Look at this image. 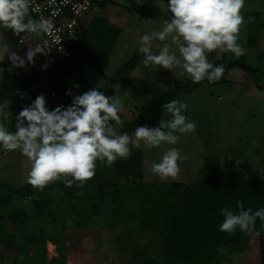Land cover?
I'll return each instance as SVG.
<instances>
[{
  "label": "trees",
  "instance_id": "trees-1",
  "mask_svg": "<svg viewBox=\"0 0 264 264\" xmlns=\"http://www.w3.org/2000/svg\"><path fill=\"white\" fill-rule=\"evenodd\" d=\"M111 3L113 0L100 3L99 10L104 11ZM263 13L257 9L243 16L247 23L244 41L253 50L261 46ZM121 33L122 30L107 17L94 16L77 36L75 51L69 58L49 66L43 74L32 75L22 84L27 90L40 89L46 101L50 97L54 99L52 94H56V99L64 106L71 103L72 96L92 87L111 96L139 63V56L135 54L118 69L109 87L102 84L104 70ZM208 55L209 62L224 66L221 79L195 83L188 80L183 86L147 103L139 118L128 121L118 113L123 124L110 121L112 126L132 136L150 114L163 111L165 102L191 95L202 84H228V76L236 69L248 74L256 88L264 89V70L251 66L245 56L234 60L223 56L217 60L213 53ZM0 68L9 78L15 76L5 63L0 62ZM69 91L72 95L66 94ZM129 146L130 155L118 158L110 166L114 178L106 174L107 165L97 160L95 174L90 178L96 184L95 190L85 191V185L78 181L70 187L64 183H48L42 189L29 183L0 184V195H9V200L0 198V219L5 218L0 221V242L14 238L6 242L5 248L22 252L23 257L16 259L14 264H67L70 230L83 231L90 237L95 231L112 230L117 226L140 233L155 232L159 239L154 249L158 257H151L148 264L231 263L246 252L252 236L259 240L260 264H264V227L259 218L251 232L239 229L232 233L221 232L218 227L223 220L220 210L226 205L236 211H239L237 201L242 202L244 208L264 207V175L261 180H249L245 173L237 172L231 180L223 181L220 159L211 156L202 161L195 182L149 183L143 178V151L135 149L132 143ZM94 191L93 197L91 192ZM7 221L12 223L10 230H6ZM49 242L56 246L57 255L47 261ZM135 247L140 248L133 250L136 258L146 256L145 245ZM3 259L4 254L0 252V264Z\"/></svg>",
  "mask_w": 264,
  "mask_h": 264
},
{
  "label": "rangeland",
  "instance_id": "rangeland-1",
  "mask_svg": "<svg viewBox=\"0 0 264 264\" xmlns=\"http://www.w3.org/2000/svg\"><path fill=\"white\" fill-rule=\"evenodd\" d=\"M117 2L123 11L112 12L111 17L109 10L100 11L98 14L120 24L121 27L118 28L123 29L104 70L102 84L109 87L110 80L118 69L135 54H138L139 63L137 67L117 85L116 90L112 93V95L118 94L121 98L122 111L120 113L128 121H132L141 116L142 108L147 103L178 86H183L191 78L186 73L181 75L178 69L170 70L155 65L145 67L142 63L143 54L139 52V36L144 32L161 28L163 21L168 14H171L170 12L167 13V0H141L139 3H135L133 0H118ZM253 5L255 4L252 3L250 7L259 10L264 9V5L256 4L255 7ZM251 12L246 4L241 9L243 16L249 15ZM240 28V30L245 29L243 23ZM0 32L2 33L1 39H8V42L5 41L7 45L13 48L16 54L23 57L27 47L18 44L20 34L17 35L11 29H0ZM240 35L239 31L238 39ZM163 43L154 41L153 51L158 52ZM0 45H4L3 41L0 42ZM262 48L264 49V46ZM173 50H175V46H173ZM209 53H213L216 59L221 57V53L219 54L215 50ZM209 53L206 55L209 56ZM177 55H179L178 51ZM230 55H232L231 52ZM247 56L251 58V66L254 67L258 64L256 61L258 54H247ZM234 58L237 57L234 55ZM8 60L6 59V61ZM10 63L14 77L9 78L4 69L0 68V100H6L9 105L5 110L7 115L0 116V122L4 123L8 130L13 131L16 114L24 106L30 104L40 94V90L29 89L26 91L22 83L27 78L32 77L31 73H21L20 71L16 73V65L13 64L12 60ZM233 76H230L232 79L228 84H202L191 95L179 96L178 100L187 105L184 109V115L188 120L194 122L195 127L191 132L176 133L180 138L175 145L162 142L160 146H147L143 140L132 143L135 149L143 151L142 166L145 182H195L198 180L202 161L211 156L220 159L221 179L223 181L231 180L232 175L237 172L245 173L249 180H261L263 178L264 89L256 88L250 76L242 70H234ZM54 100L51 97L47 99V106L50 110L61 105L59 99L56 102ZM162 118H164L163 111L152 113L147 117L143 126H158ZM113 128L118 134L120 133L118 127L113 126ZM132 138L135 140L133 134ZM170 147L177 148L184 157L182 161H179V171L175 176L168 177L153 174L151 164L158 162L163 153ZM30 167V160L23 156L19 149L5 151L0 148V184L20 186L29 183L28 172ZM106 174L109 178L114 176L110 166H107ZM49 183L60 184L63 183V179L53 180ZM94 183L90 178L84 181L83 184L86 188L84 190L87 191L91 188L95 190L96 184ZM91 194L94 197L95 191ZM103 197L106 196L103 195ZM0 198L9 200V195H0ZM2 219L5 218L1 217L0 221ZM11 228V221H7L6 230ZM95 233L89 237L80 230L68 232L67 264H148L151 257H158V253L154 249L158 247L159 239L154 231L140 233L117 226L112 230L104 229L95 231ZM7 241L12 242L14 238H7L4 242H0V252L4 254L3 264H14L16 259H23L22 252L16 253L14 250L5 248ZM136 245L146 246L144 247L146 248V256L138 258L134 256L133 250L140 249L139 247L136 248ZM47 252V261H50L57 255L56 246L50 242L47 243ZM227 263L260 264L258 238L252 236L246 252L241 257H235L231 263L225 262L224 264Z\"/></svg>",
  "mask_w": 264,
  "mask_h": 264
},
{
  "label": "clouds",
  "instance_id": "clouds-1",
  "mask_svg": "<svg viewBox=\"0 0 264 264\" xmlns=\"http://www.w3.org/2000/svg\"><path fill=\"white\" fill-rule=\"evenodd\" d=\"M29 3L30 0H0V29H11L25 36L49 32V20L33 19L28 15ZM243 6L244 0H167V13L171 14L161 28L139 36L143 65L178 69L194 83L221 79L224 66L209 62L206 53L220 49L236 57L245 54L237 42L244 21ZM154 41L164 42L158 52L153 51ZM46 53L37 44L29 46L24 57L12 53L10 59L14 65L23 67L26 61L33 62L37 54ZM66 94L72 95L71 91ZM8 107L6 100H0V116L7 115ZM186 107L177 99L165 102L162 105L164 118L158 126H137L133 140L126 131L118 134L110 123L123 124L118 114L122 111V101L116 93L108 96L98 87H92L72 96L69 105H58L51 110L45 96L39 94L16 114L13 131L0 122V148L5 151L19 149L30 160L28 182L33 186L42 189L50 181L63 179L65 186L70 187L74 182L82 184L91 178L97 160L112 166L118 158H127L131 152L130 143L143 140L147 146H160L162 142L175 145L180 138L176 133L191 132L195 127L184 115ZM183 159L177 148L170 147L158 162L151 164V171L160 177L175 176L179 161ZM237 206L239 211L227 205L220 210L223 220L219 231L251 232L257 218L264 227V207L244 208L240 201Z\"/></svg>",
  "mask_w": 264,
  "mask_h": 264
},
{
  "label": "built area",
  "instance_id": "built-area-1",
  "mask_svg": "<svg viewBox=\"0 0 264 264\" xmlns=\"http://www.w3.org/2000/svg\"><path fill=\"white\" fill-rule=\"evenodd\" d=\"M105 2L107 0H30L28 15L33 19L45 18L51 24L47 33H29L26 36L22 33L18 37V44L26 46V51L29 46L37 44L47 51L46 54H37L34 57L32 66L36 69H31L33 75L43 74L49 66L69 58L74 53L77 36L83 26L99 14V4ZM52 97L56 98V94H52Z\"/></svg>",
  "mask_w": 264,
  "mask_h": 264
},
{
  "label": "crops",
  "instance_id": "crops-1",
  "mask_svg": "<svg viewBox=\"0 0 264 264\" xmlns=\"http://www.w3.org/2000/svg\"><path fill=\"white\" fill-rule=\"evenodd\" d=\"M118 0H113V2L114 3H111L109 6H107L106 7V9L104 10L105 12H106V10H109V12H110V14H109V16L111 17V13L112 12H114V11H116L117 13L120 11V10H122L120 7H119V5H118V2H117ZM135 3H139L141 0H133ZM252 3L253 4H257V5H264V0H244V5L246 4V6L247 7H249L250 8V10L253 12V10H257L256 8H252V7H250V5H252ZM255 5H253L254 7H255ZM111 7H113V9H111ZM123 11V10H122ZM261 11H263L264 12V9L263 10H261ZM121 15H122V13H120ZM263 17H264V13H263ZM264 20V19H263ZM111 23H113V24H115L116 26H118V27H121L120 26V24H117V23H114V22H112L111 20H109ZM243 24H244V26H245V29L243 30H240V33H241V35L240 36H242L243 37V40H242V37H240L239 36V39H238V43L239 44H241V46L243 47V49L245 50V54L244 55H242V56H245L246 58H247V60H248V63H250L251 61V58L250 57H248L247 56V54H258V58L256 59V61H257V65L256 66H254V67H259V68H262L263 69V67H264V64H263V58H264V49L262 48L263 46H264V43H263V40H264V28H263V31H261V46L259 47V49H257V50H253V49H250V48H248L247 46H246V44H245V39H246V36H247V23L246 22H243ZM121 30H123L122 28H120ZM241 29V28H240ZM21 34L22 33H20V35H19V37L21 36ZM1 37H2V33L0 32V39H1ZM7 40V42H8V39H6V38H2L1 40H0V42L1 41H3V43H4V45H0V50H1V52H0V62H3V63H5L6 65H8L9 66V68H10V70H11V72L13 71V69H12V67H11V63H10V61H11V59H10V55L12 54V53H16L15 52V50H13V48H11L10 46H8L7 45V42H5ZM215 51L216 52H218L219 54L221 53V57H220V59L223 57V56H227V58L229 59V60H234V59H237V58H239V57H237V58H234L233 59V54L232 55H230V52H225V51H221L220 49H215ZM219 54H217V55H219ZM260 54V55H259ZM216 55V56H217ZM253 56V55H252ZM241 57V56H240ZM6 59H9L8 61H6ZM220 59H217V60H220ZM16 69H15V71H16V73L17 72H21V73H27V74H29V73H31V75H33V73L31 72V69L32 68H35L34 66H32V64H30L29 62H26L25 63V66H23V67H19V66H16L15 67ZM36 69V68H35ZM18 70V71H17ZM14 73V72H13ZM20 73V74H21ZM233 73H234V71L233 72H231V74H230V76H233ZM230 76L228 77V79L229 80H231L232 78H230ZM234 77V76H233ZM248 78H249V76H248ZM40 90V89H39ZM26 91H27V89H26ZM40 92V94H41V90L39 91ZM55 100H54V102H56L57 101V99L56 98H54Z\"/></svg>",
  "mask_w": 264,
  "mask_h": 264
}]
</instances>
